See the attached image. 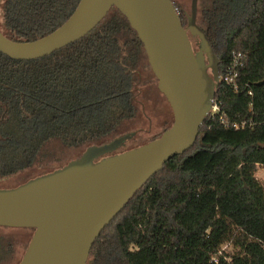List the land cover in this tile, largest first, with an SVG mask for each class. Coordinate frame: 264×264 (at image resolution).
I'll return each instance as SVG.
<instances>
[{
	"label": "trees",
	"instance_id": "16d2710c",
	"mask_svg": "<svg viewBox=\"0 0 264 264\" xmlns=\"http://www.w3.org/2000/svg\"><path fill=\"white\" fill-rule=\"evenodd\" d=\"M78 1L0 0V30L14 40L38 38ZM173 3L186 25L189 13ZM196 23L217 55L218 109L194 144L168 158L105 225L86 264H264V185L255 176L264 164V0H198ZM146 70L157 83L136 30L114 5L86 34L46 55L0 50V179L62 167L69 160L52 162L59 147L82 153L124 133L104 154L141 144L121 148L136 135L126 124L137 116ZM13 246H3L6 254Z\"/></svg>",
	"mask_w": 264,
	"mask_h": 264
},
{
	"label": "water",
	"instance_id": "95a60500",
	"mask_svg": "<svg viewBox=\"0 0 264 264\" xmlns=\"http://www.w3.org/2000/svg\"><path fill=\"white\" fill-rule=\"evenodd\" d=\"M197 1L190 0L186 25L172 0H79L65 21L38 38L14 40L0 30L1 51L40 57L86 34L114 5L142 41L173 116L149 141L100 157L129 135L124 133L87 147L62 167L0 188V225L34 227L18 264H86L96 237L134 192L194 144L219 79L217 55L196 23ZM189 33L199 37L198 51Z\"/></svg>",
	"mask_w": 264,
	"mask_h": 264
},
{
	"label": "rangeland",
	"instance_id": "374dc122",
	"mask_svg": "<svg viewBox=\"0 0 264 264\" xmlns=\"http://www.w3.org/2000/svg\"><path fill=\"white\" fill-rule=\"evenodd\" d=\"M179 9H182L187 14L190 11V0H172ZM192 47L198 49L197 37L190 36ZM147 72V73H146ZM142 78H145L144 84L139 88L137 94V102L139 110L134 120L127 122L128 130H135L134 138L127 139L121 144V148L129 146L130 144H138L148 140L153 134L162 131L167 125L172 122V110L164 95L158 90L153 76L149 70L141 73ZM148 78V79H147ZM126 128V126H125ZM58 158L52 160L54 166H58L66 161H70L80 154V149L74 150L71 148L59 147ZM103 154L100 157L107 156ZM98 157L97 159H99ZM59 159V160H58ZM51 164L45 166L46 168L35 166L26 172L18 175L9 176L0 179V188H11L24 182V180L31 176H37L40 172L50 169ZM53 166V167H54ZM43 174V173H42ZM255 176L264 185V164H257ZM31 229L22 226H5L0 225V254L2 258L0 264H15L17 259L24 251V246L31 235ZM11 242L14 244L11 247L12 252L6 254L5 244ZM11 245V244H10Z\"/></svg>",
	"mask_w": 264,
	"mask_h": 264
},
{
	"label": "built area",
	"instance_id": "2783aa9c",
	"mask_svg": "<svg viewBox=\"0 0 264 264\" xmlns=\"http://www.w3.org/2000/svg\"><path fill=\"white\" fill-rule=\"evenodd\" d=\"M224 79H225L227 82H230V83L234 82V81H232V80H233L232 77H228L227 75L224 76ZM232 84H233V87L235 88V87H236V84H235V83H232ZM217 109H218L217 104L214 102V100H212V106H211L209 112H211V111L213 112V111H215V110H217ZM234 125L237 126L236 124H234Z\"/></svg>",
	"mask_w": 264,
	"mask_h": 264
},
{
	"label": "flooded vegetation",
	"instance_id": "af4514ba",
	"mask_svg": "<svg viewBox=\"0 0 264 264\" xmlns=\"http://www.w3.org/2000/svg\"><path fill=\"white\" fill-rule=\"evenodd\" d=\"M12 252V251H11ZM1 258H2V255L0 254V260H1ZM20 258H21V256H20ZM20 258H19V260H20ZM19 262V261H18ZM18 264V263H17Z\"/></svg>",
	"mask_w": 264,
	"mask_h": 264
}]
</instances>
